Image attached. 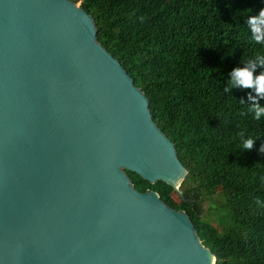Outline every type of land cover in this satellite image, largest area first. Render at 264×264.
<instances>
[{
    "label": "water",
    "instance_id": "obj_1",
    "mask_svg": "<svg viewBox=\"0 0 264 264\" xmlns=\"http://www.w3.org/2000/svg\"><path fill=\"white\" fill-rule=\"evenodd\" d=\"M71 0H0V264H213L187 169L132 77Z\"/></svg>",
    "mask_w": 264,
    "mask_h": 264
},
{
    "label": "trees",
    "instance_id": "obj_2",
    "mask_svg": "<svg viewBox=\"0 0 264 264\" xmlns=\"http://www.w3.org/2000/svg\"><path fill=\"white\" fill-rule=\"evenodd\" d=\"M71 1L94 18L97 40L146 95L187 169L181 195L126 171L134 187L185 211L213 264H264V114L253 118L264 96L225 91L233 67L264 72V46L247 24L264 0ZM241 132L256 137L251 151L238 149ZM204 199L214 200L207 212Z\"/></svg>",
    "mask_w": 264,
    "mask_h": 264
},
{
    "label": "clouds",
    "instance_id": "obj_3",
    "mask_svg": "<svg viewBox=\"0 0 264 264\" xmlns=\"http://www.w3.org/2000/svg\"><path fill=\"white\" fill-rule=\"evenodd\" d=\"M247 24L250 26V30L254 34L255 40L264 46V7L258 9L254 15L249 16ZM260 56H264V53L260 54ZM261 63L264 64V60H261ZM253 67L254 66L251 64L233 67L228 74L225 91L232 86L239 85L244 88H251L258 95L264 96V72L254 75L252 70ZM262 114H264V108L258 107L253 118L258 120ZM255 140L256 137L254 135H245L244 132H241L238 149L242 148L251 151ZM261 151H264V146L261 147ZM256 204L258 206H264L259 199L256 200Z\"/></svg>",
    "mask_w": 264,
    "mask_h": 264
},
{
    "label": "rangeland",
    "instance_id": "obj_4",
    "mask_svg": "<svg viewBox=\"0 0 264 264\" xmlns=\"http://www.w3.org/2000/svg\"><path fill=\"white\" fill-rule=\"evenodd\" d=\"M174 198L177 199V195H174ZM203 201H204V203H203L204 211L206 210V212H207L208 210H211V206L214 205V203H213L214 200L211 201V200L204 199Z\"/></svg>",
    "mask_w": 264,
    "mask_h": 264
}]
</instances>
